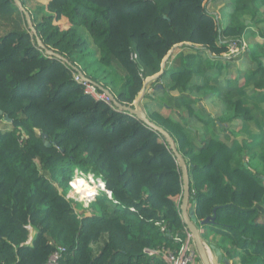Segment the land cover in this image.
Instances as JSON below:
<instances>
[{
  "label": "trees",
  "instance_id": "trees-1",
  "mask_svg": "<svg viewBox=\"0 0 264 264\" xmlns=\"http://www.w3.org/2000/svg\"><path fill=\"white\" fill-rule=\"evenodd\" d=\"M20 1L58 56L37 45L13 0H0V24L10 26L0 36V264H44L58 244L66 248L61 264H165L144 249L176 250L174 236L185 237L177 161L157 131L85 94L70 65L133 106L139 66L144 77L154 74L182 42L227 52L243 26L234 27V15L256 0H235L234 21L220 32L208 0H46L34 10ZM174 134L200 237L209 226L230 259L264 264V160L251 171L235 167L221 142L195 150ZM75 168L102 178L112 199L100 192L84 207L67 198ZM213 208L214 220L200 224Z\"/></svg>",
  "mask_w": 264,
  "mask_h": 264
},
{
  "label": "crops",
  "instance_id": "crops-1",
  "mask_svg": "<svg viewBox=\"0 0 264 264\" xmlns=\"http://www.w3.org/2000/svg\"><path fill=\"white\" fill-rule=\"evenodd\" d=\"M234 2L208 0L206 7L219 32L237 16L234 27L243 25L238 49L218 55L190 42L173 45L158 71L144 77L133 106L169 134L183 133L184 143L195 150L206 139L221 142L229 149L233 166L251 171L264 160V0L250 2L239 16L232 15ZM178 200L181 204V196ZM190 208L193 204L188 198L187 214ZM26 228L25 244L30 245L35 230L30 225ZM200 233L210 264H239L237 258H229L220 234L206 226ZM191 246L195 250L191 264H204L193 241Z\"/></svg>",
  "mask_w": 264,
  "mask_h": 264
},
{
  "label": "water",
  "instance_id": "water-1",
  "mask_svg": "<svg viewBox=\"0 0 264 264\" xmlns=\"http://www.w3.org/2000/svg\"><path fill=\"white\" fill-rule=\"evenodd\" d=\"M16 5L18 6V8L23 12L26 24L28 26V28L31 30V32L34 35L35 41L37 43L38 46H40L42 49L45 50V52L47 54L53 55V56H58L55 52L47 49L43 43L41 42V40L39 39L37 32L33 26V24L31 23V16L29 14V12L23 7L22 3L20 0H13ZM75 71L76 73L83 79L86 81H89L91 83H93L95 86H97L99 89H101L103 92H105L107 95H109V97L112 99L113 105L114 107H116L118 110L121 111H127L130 114L134 115L135 117H137L138 119H140L142 122H144L148 127L154 129L155 131H157L159 134H161L164 138L165 141L168 144L169 149L171 150V153L173 154V156L175 157L177 164L180 168V172H181V180H182V198H181V204H180V215L181 218L183 220V223L185 225V228L189 231L193 243L195 245L196 251L199 255V257L201 258L202 262L204 264H210L208 256L206 254V250L203 244V241L200 237L199 234V230L198 227L196 225L197 219L195 216V213L193 211L192 208L189 209V213L187 214L186 212V206H187V202H188V198H189V175H188V171H187V165L185 162V159L183 158V156L178 152L175 143L173 141V138L170 136V134L165 131L163 128L157 126L156 124H154L153 122L149 121L142 113L141 111L135 106H126L121 104L119 101H117V99L115 98V96L107 89H104L103 87L99 86L97 83L89 80L87 77L84 76V74L81 72V70H79L77 67H75L74 65H70ZM1 113V111H0ZM213 214L211 216H207L205 217L202 221H200V224L203 223H207V222H211L214 220V213H215V208H213L212 210ZM217 254L221 257V254L219 252V250H216Z\"/></svg>",
  "mask_w": 264,
  "mask_h": 264
},
{
  "label": "built area",
  "instance_id": "built-area-1",
  "mask_svg": "<svg viewBox=\"0 0 264 264\" xmlns=\"http://www.w3.org/2000/svg\"><path fill=\"white\" fill-rule=\"evenodd\" d=\"M238 47H239L238 41H230L228 45V51L233 52L237 50ZM130 59L137 62L138 60L137 53L131 52ZM138 70L140 77L144 79L142 67L139 66ZM73 78L76 82H79L83 86L84 92L87 95H89L95 100H101L104 103H106L108 106L113 107L111 98L107 94L99 92L94 84H92L89 81L83 80L76 73H73ZM96 187L103 189L104 185L103 183L102 185H99L98 182V185ZM103 190L107 193L108 196H110L111 192L109 190L106 189ZM194 192H195L194 189H192V193ZM161 231H164V227H161ZM184 235H185L184 238H181L177 234L174 236V243L178 245V248H176V250L166 249L164 247L157 249L145 248L144 252L150 256L162 257L166 264H191L195 258V250L191 246V235L187 229H184ZM65 252H66V248L64 246L57 245L56 247H54V250L52 251L48 260L44 264H61L60 258Z\"/></svg>",
  "mask_w": 264,
  "mask_h": 264
},
{
  "label": "rangeland",
  "instance_id": "rangeland-1",
  "mask_svg": "<svg viewBox=\"0 0 264 264\" xmlns=\"http://www.w3.org/2000/svg\"><path fill=\"white\" fill-rule=\"evenodd\" d=\"M25 2H26V5L30 8V9H32V10H34L37 6H39L40 4H43V5H45L46 4V1H42V0H25ZM39 2H42V3H39ZM205 4H204V7H205V9L207 10V7H206V5H207V2L205 1L204 2ZM56 24H58L59 26H60V28H62V29H65V28H67L68 27V22L66 21V19H61L60 21H58ZM7 28H10V26H7V25H3V24H0V36H2V35H5V32H6V29ZM131 52H135V51H131ZM136 53V52H135ZM138 55V54H137ZM138 61V60H137ZM134 62H136V61H134ZM98 73V72H97ZM96 75V74H95ZM84 91V90H83ZM93 99V98H92ZM94 101H95V99H93ZM0 114H2V112L0 113ZM26 133H24L23 132V134H22V139L23 138H26ZM76 181H79V183H81V182H84V183H86V184H88L86 181H87V174H83V175H81V178H76L75 180H74V177L72 178V182L71 183H69V189H68V191H67V193H66V196H68L69 198H71L73 201H75V202H79L81 205H83V206H85L86 204H88L87 203V201H89V199H88V197H89V195H90V191L88 192V191H84V190H82V192L81 191H79L78 190V188L77 187H74V183L76 182ZM92 180H90V182H91ZM93 182V181H92ZM73 184V187H71V185ZM94 184H96V182H94ZM91 188H95L93 185H91L90 183L88 184ZM263 220H264V217H263ZM262 220V221H263ZM206 227H209V226H206ZM212 229V228H211ZM205 230H209L210 231V229H207V228H205Z\"/></svg>",
  "mask_w": 264,
  "mask_h": 264
},
{
  "label": "clouds",
  "instance_id": "clouds-1",
  "mask_svg": "<svg viewBox=\"0 0 264 264\" xmlns=\"http://www.w3.org/2000/svg\"><path fill=\"white\" fill-rule=\"evenodd\" d=\"M93 84V83H92ZM97 87V86H96ZM97 89H99L98 87H97ZM84 90V89H83ZM99 91V90H98ZM100 91L102 92V93H105V92H103L101 89H100ZM99 91V92H100ZM85 93V92H84ZM86 94V93H85ZM106 94V93H105ZM109 96V95H108ZM92 98V97H91ZM96 101H101V100H96ZM111 101H112V99H111ZM103 102V101H102ZM106 104V103H105ZM112 104H113V102H112ZM107 105V104H106ZM108 106V105H107ZM110 107V106H109ZM111 108H114V105H113V107H111ZM116 108V107H115ZM117 109V108H116ZM83 174H87V183L89 184V183H91L90 182V180L92 179L93 180V182H99V181H101L102 183H103V185H104V189H106V190H109V189H107L106 188V186H105V182H104V180L102 179V178H100V177H95V176H93L92 174H90V173H87V172H84V171H82V170H80V169H78V168H75L74 169V171H73V175H72V178L74 177V180L76 179V178H81V175H83ZM72 178H71V180H70V182L69 183H71L72 182ZM71 187H73V184L71 185ZM110 191V190H109ZM100 192H105L102 188H97V187H95L94 189H92L91 191H90V195H89V197H88V199H89V201H87V203H90L91 202V199H95V197L97 196V194H99ZM111 192V191H110ZM194 194V193H193ZM67 198H69L68 196H66ZM113 202L114 203H116V201H114L113 200ZM87 205L88 204H86L84 207H87ZM83 206V205H82ZM186 229V228H185ZM189 232V231H188ZM191 241H193L192 240V237H191ZM52 245V244H51ZM59 245V244H58ZM54 247H56L55 245H53ZM53 247V248H54Z\"/></svg>",
  "mask_w": 264,
  "mask_h": 264
},
{
  "label": "bare ground",
  "instance_id": "bare-ground-1",
  "mask_svg": "<svg viewBox=\"0 0 264 264\" xmlns=\"http://www.w3.org/2000/svg\"><path fill=\"white\" fill-rule=\"evenodd\" d=\"M91 185H93L94 187H96L97 185H98V182H96V184H94V182H91L90 183ZM99 185H102V182L101 181H99ZM74 187H77L78 188V190L79 191H81L82 192V190H84L85 192L86 191H91L93 188H91L88 184H86V183H84V182H81V183H79V181H76L75 183H74ZM103 189H104V187H103ZM106 193V192H105ZM109 198H111L112 199V195L110 194V196H108ZM182 198V197H181ZM93 199H91V201H92ZM89 204V203H88ZM88 206V205H87ZM194 208V207H193Z\"/></svg>",
  "mask_w": 264,
  "mask_h": 264
}]
</instances>
